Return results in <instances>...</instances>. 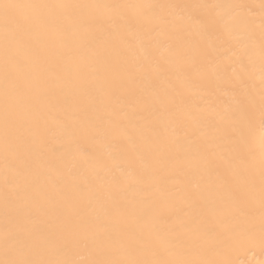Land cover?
Returning a JSON list of instances; mask_svg holds the SVG:
<instances>
[{
    "label": "bare ground",
    "instance_id": "bare-ground-1",
    "mask_svg": "<svg viewBox=\"0 0 264 264\" xmlns=\"http://www.w3.org/2000/svg\"><path fill=\"white\" fill-rule=\"evenodd\" d=\"M35 2L219 5L214 11L222 18L230 38L247 43L255 56L250 69L254 88L250 91L259 109L258 52L264 22L261 0ZM240 5L245 7H236ZM99 11L114 15L112 10ZM154 11L153 24L158 27L151 31L138 28L129 34L119 22L115 27L106 25L105 38L111 46L99 51L100 61L90 60L89 49L81 47L78 52L65 53L62 66L52 63L46 74L50 94L42 101L36 118L29 117L23 127L13 130L7 153L0 41V258L6 195L10 230L21 229L28 213L46 199L68 209L71 204L91 197L94 203L108 207L118 223L129 224L134 223L141 208L149 207L153 201L171 206L183 218L187 208L182 196L186 192L197 193L210 207L215 206V174L205 167L196 150L200 144L210 145L212 151L225 150L210 124L226 109L234 108L240 99V87L234 89L227 83L233 70L239 71V64L215 35L204 33V10ZM176 16L181 19L175 24L166 23ZM197 47L209 54L198 56ZM193 63L199 74L187 69ZM262 132L264 127L257 111L253 128L257 145ZM18 136L23 138L22 144L17 141ZM42 139L55 151L42 153ZM146 193H151V197L146 199ZM259 214L257 203L252 215L245 213L231 219L228 246L220 258L231 264H264V233ZM93 215L102 221L104 211L96 205ZM38 218L43 219L32 216L33 220ZM13 243L9 241L10 245ZM87 254L80 249L68 250L69 258Z\"/></svg>",
    "mask_w": 264,
    "mask_h": 264
},
{
    "label": "snow or ice",
    "instance_id": "snow-or-ice-1",
    "mask_svg": "<svg viewBox=\"0 0 264 264\" xmlns=\"http://www.w3.org/2000/svg\"><path fill=\"white\" fill-rule=\"evenodd\" d=\"M218 7L207 4L103 5L0 0L6 153L13 130L23 127L29 117L36 118L42 101L50 94L46 74L52 63L62 66L65 53L78 52L81 47L89 49L90 60L100 61L99 51L111 46L105 38L106 25L115 27L119 22L129 34L138 28L151 31L158 27L153 24L156 9L204 10L201 19L204 33L215 35L239 64V71L234 69L227 83L234 89L240 87L236 106L226 109L210 124L215 138L224 143L225 150L212 151L208 144H200L196 150L205 167L216 177L217 183L212 186L214 207L198 198L197 193L186 192L182 196L187 208L183 218L177 216L171 206L153 201L149 207L141 208L134 223L129 224L118 223L108 207L98 201L94 203L91 197L82 203L71 204L68 209L46 199L35 206L34 212L28 213L21 229L10 230L6 195L0 264H231L228 259L220 258L228 246L229 222L240 214L252 215L257 203L260 228L264 233V132L258 145L253 137L257 111L264 127V22L258 52L257 110L255 96L250 91L254 88L250 69L255 56L247 43L230 38L222 18L214 11ZM259 7L264 15V0ZM102 9L112 10L114 15L106 16L99 11ZM180 19L176 16L166 23L175 24ZM208 54L207 50L197 47L198 56ZM187 69L198 73L195 63ZM77 71L81 69L78 67ZM184 135L189 134L185 131ZM17 141L22 144L23 138L18 136ZM39 150L53 152L55 148L42 139ZM97 176L99 178V174ZM151 195L146 193L145 198ZM96 205L104 211L102 221L93 215ZM33 215L43 219L33 220ZM10 240L14 241L11 245ZM69 249L84 250L88 254L69 258Z\"/></svg>",
    "mask_w": 264,
    "mask_h": 264
}]
</instances>
